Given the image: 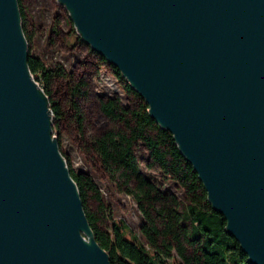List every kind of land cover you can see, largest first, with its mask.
Here are the masks:
<instances>
[{
    "label": "water",
    "instance_id": "95a60500",
    "mask_svg": "<svg viewBox=\"0 0 264 264\" xmlns=\"http://www.w3.org/2000/svg\"><path fill=\"white\" fill-rule=\"evenodd\" d=\"M168 132L249 264H264V0H55ZM0 0V264H111Z\"/></svg>",
    "mask_w": 264,
    "mask_h": 264
},
{
    "label": "trees",
    "instance_id": "16d2710c",
    "mask_svg": "<svg viewBox=\"0 0 264 264\" xmlns=\"http://www.w3.org/2000/svg\"><path fill=\"white\" fill-rule=\"evenodd\" d=\"M22 27L29 47L28 67L39 85L49 97L53 113V125L64 116L60 103L52 95L51 79L53 72L60 67L50 68L43 59L30 52V41L27 32L26 15L21 0H18ZM52 32H56L54 27ZM95 56L104 62L103 58ZM114 69L110 73L121 90L133 93L143 103V107L130 109L123 106L117 98H100L101 112L112 122V127L102 135L95 137L90 144L98 156L100 165L114 182L121 180L124 190L134 199L149 229L158 233L175 235L176 255L168 258L161 250L146 245L123 220L114 221L110 231L101 230L96 225V217L87 207V180L89 174L76 172L69 165L61 149V138L57 135L59 148L65 156L70 174L76 182L88 222L94 232L96 242L108 252L111 264H249L247 257L234 238L224 231L225 220L213 211L206 201V193L198 181L191 166L185 162L176 149L172 136L164 132L147 114V105L133 92L129 85ZM103 71L101 70L99 74ZM87 83L82 79L78 92ZM97 89V86H96ZM112 97V96H111ZM78 110L79 107L74 105ZM157 128L155 131L153 129ZM142 146L152 161L164 174L170 185L182 189L187 195V202H180L176 194L163 191L140 170L136 152ZM152 167V166H150ZM116 180V181H115ZM195 243L198 254L195 258L184 252L186 244Z\"/></svg>",
    "mask_w": 264,
    "mask_h": 264
},
{
    "label": "rangeland",
    "instance_id": "374dc122",
    "mask_svg": "<svg viewBox=\"0 0 264 264\" xmlns=\"http://www.w3.org/2000/svg\"><path fill=\"white\" fill-rule=\"evenodd\" d=\"M26 15L27 32L30 41V52L40 56L50 68L60 67L52 74V95L64 110L53 129L61 138V149L65 153L69 165L76 172L82 165L88 170L87 207L96 217V225L104 231H110L114 221L123 220L146 244L161 252L168 258L176 255V237L171 232L158 233L149 229L134 199L124 190L121 180L108 176L100 165L98 156L90 148L91 141L111 128L112 122L99 108L100 98H117L130 109L143 107L130 91L121 93L117 80L110 75L114 73L111 65L101 61L90 48L81 42L67 17V12L60 8L55 0H21ZM54 27L56 32H52ZM107 76L112 84L109 95L97 92L103 89V82H96L98 74ZM115 74V73H114ZM87 84L78 92L81 80ZM97 86V89H96ZM112 96V97H111ZM74 105H77V110ZM157 128L153 129L154 131ZM136 152L140 170L153 180L161 190L176 194L180 202L188 201L185 192L170 185L164 173L155 167L148 152L140 145ZM152 166V167H150ZM184 252L195 258L198 248L195 243L186 244Z\"/></svg>",
    "mask_w": 264,
    "mask_h": 264
},
{
    "label": "built area",
    "instance_id": "2783aa9c",
    "mask_svg": "<svg viewBox=\"0 0 264 264\" xmlns=\"http://www.w3.org/2000/svg\"><path fill=\"white\" fill-rule=\"evenodd\" d=\"M96 82H103V89H97V92L100 93V94H103V95L110 96L109 95V86H112V84H110V82L107 80V76L106 75H102V74H98ZM77 168L80 170L81 173L88 174L87 173L88 170L86 169V167H83L82 165H80L79 167L77 166Z\"/></svg>",
    "mask_w": 264,
    "mask_h": 264
}]
</instances>
